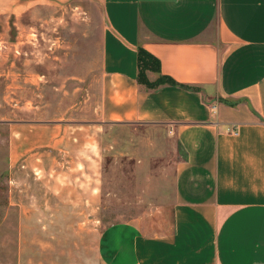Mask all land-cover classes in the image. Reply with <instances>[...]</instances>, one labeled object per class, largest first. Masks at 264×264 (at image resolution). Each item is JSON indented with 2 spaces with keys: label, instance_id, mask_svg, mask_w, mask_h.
<instances>
[{
  "label": "crops",
  "instance_id": "obj_1",
  "mask_svg": "<svg viewBox=\"0 0 264 264\" xmlns=\"http://www.w3.org/2000/svg\"><path fill=\"white\" fill-rule=\"evenodd\" d=\"M70 1L0 0V17ZM94 1L105 21L97 118L76 126L79 136L36 141L55 149L47 169L44 154H33L37 179L49 196L80 190L84 206V179L91 197L101 190L99 134L127 131L129 146L115 149L132 161L136 182L160 185L146 217L100 234L98 264H264V0ZM140 47L159 61L148 81L177 85L138 83ZM173 144L181 156L171 172H156ZM56 150L72 157L64 170Z\"/></svg>",
  "mask_w": 264,
  "mask_h": 264
},
{
  "label": "rangeland",
  "instance_id": "obj_2",
  "mask_svg": "<svg viewBox=\"0 0 264 264\" xmlns=\"http://www.w3.org/2000/svg\"><path fill=\"white\" fill-rule=\"evenodd\" d=\"M24 13L0 17V264H98L100 234L115 223L146 217L152 188L160 182H136L132 161L113 145L128 147L129 133L105 127L98 136L99 195H89L86 179L84 206L76 204L80 190L48 195L31 165L37 152L47 169L53 148L39 149L36 141L55 133L79 136L76 126L95 123L105 21L94 0L43 2ZM64 145L59 149L69 147ZM172 149L154 162L156 172H171L175 154H182L175 144ZM56 153L52 157L66 169L72 157Z\"/></svg>",
  "mask_w": 264,
  "mask_h": 264
},
{
  "label": "trees",
  "instance_id": "obj_3",
  "mask_svg": "<svg viewBox=\"0 0 264 264\" xmlns=\"http://www.w3.org/2000/svg\"><path fill=\"white\" fill-rule=\"evenodd\" d=\"M137 61H138L137 80L139 84L146 86L148 89H155L163 84L177 85L172 79L161 75H159L158 79L153 83L148 81L146 77V71H153L159 73L160 72L159 61L141 47L138 48L137 51ZM182 87L192 88L190 86H184V85Z\"/></svg>",
  "mask_w": 264,
  "mask_h": 264
},
{
  "label": "built area",
  "instance_id": "obj_4",
  "mask_svg": "<svg viewBox=\"0 0 264 264\" xmlns=\"http://www.w3.org/2000/svg\"><path fill=\"white\" fill-rule=\"evenodd\" d=\"M212 110H213V111L215 110V107H214V106L212 107Z\"/></svg>",
  "mask_w": 264,
  "mask_h": 264
}]
</instances>
